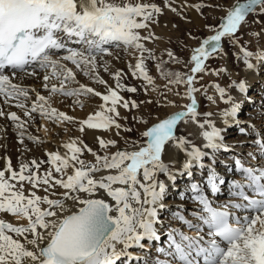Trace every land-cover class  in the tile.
<instances>
[{
	"label": "snow or ice",
	"instance_id": "1",
	"mask_svg": "<svg viewBox=\"0 0 264 264\" xmlns=\"http://www.w3.org/2000/svg\"><path fill=\"white\" fill-rule=\"evenodd\" d=\"M166 4L172 11H177L168 0ZM203 6L193 5L197 10ZM182 7L188 5L185 3ZM161 11L158 5L141 3L139 0L136 3L131 0H124L123 3L110 0H0V96L4 97L5 103L15 101L16 107L23 109L24 115L29 118L39 112L43 117L74 121V117L51 107L48 104L50 97L15 82L17 72L36 76L37 67L51 69L42 77L45 82L42 86L48 89L50 95L77 97L76 102L81 103L79 96L91 94L104 102L100 105V111L79 122L81 131L85 127L110 130L114 126L121 129L117 106L128 109L139 105L134 100H125L117 89L135 93L137 88L120 83L121 71L112 73L116 87L107 86V81L96 71L97 57L111 54L105 45L122 42L126 49L133 48L139 53L135 65H130L132 74H139L152 84L154 78L147 72L145 59L159 58L141 42L152 34L142 37L138 30L148 27L154 14ZM251 14L264 15V0H235L226 9L219 25L208 26L214 30V34L204 38L200 46L192 50L190 62L194 67L190 69L191 74L165 71L163 66L167 61L159 59L156 66L168 85H186L183 95L189 103L184 105V110L168 114L147 127L141 133L143 142L126 140L125 144H131V150L127 146L118 148L111 155H96L94 164L86 163L80 159V154L85 149L92 152V149L83 141H79L81 146H78L77 140H71L63 145L67 152L48 153L47 162L54 166L56 173L62 174L60 178L54 176L51 169L43 176L33 171L32 168H40V163L35 159L30 164L21 163L19 171L12 168L9 160L6 168L0 170V213L23 217L27 224L16 225L0 219V264H133L142 259L130 249H145V241L151 244L161 240L163 232L158 225H163L162 213L168 207L165 202L169 187L167 182L175 181L177 172L191 178L194 167H205L203 157L211 155L215 159L216 153L230 150L224 141L225 129L216 127L210 119L212 113H204L205 120L202 122L198 119L201 114L196 107L198 101L195 94L202 89L195 87L196 74L208 71L205 61L223 52V39L239 44L238 32ZM66 41H74L82 47H68ZM241 48L242 59L248 69L256 67L249 62L254 55L257 61H264V51L254 53L243 46ZM55 50H65L67 54L54 58ZM144 53H148V56L145 57ZM167 56L170 61L179 63L173 52L168 51ZM63 61H70L85 75L105 85L106 92L101 93L85 84L68 87V83L78 81L76 73ZM29 67L32 68L31 72L27 71ZM9 69L10 75L7 74ZM104 70L108 71L106 64ZM216 74L220 73L217 71ZM53 77L59 80V84L52 83L49 87L48 82ZM231 86L240 93L248 91L244 80L234 81ZM213 87L220 98L230 105L220 113L227 125L230 119L234 120L237 116L241 104L227 94L224 87L219 84ZM165 88L171 91L167 85ZM30 91L35 93L36 99L29 110L26 102L31 99ZM208 99L213 100V97L208 96ZM108 102L111 106H108ZM0 117L15 123L20 142L23 143L27 121L21 120L16 112H5L3 109H0ZM188 120L196 122L202 129L201 135L206 141L202 147L191 145L189 148V141L176 136L175 129ZM123 130L132 131L131 128ZM240 131L244 132L245 129L241 128ZM28 139L39 140L31 135ZM98 143L108 148L116 146L118 142L98 138ZM255 143L264 153V134ZM169 144L186 152L185 162L175 171L163 160ZM233 164L244 175L243 183L231 181L233 187L238 189L233 195L246 203L230 202V206L251 210L252 214L236 217L235 225L230 223L229 205H224L222 209L213 207L204 194L205 188L198 182H191V199L201 207V211L193 212V215L207 226L209 239L205 241L199 234L192 237L180 228H171L166 233L168 246L157 247L159 256L155 260L144 259V264H198L197 257H202L204 264H264V167H246L240 159L234 160ZM69 167L73 169L71 174L66 172ZM105 172L107 174H102ZM161 175L166 180L160 179ZM25 181L34 189L46 186L45 192L56 186L64 191L55 199L37 195L35 191L25 195ZM225 182L215 167L210 166L205 184L211 193L220 192V186ZM245 187L252 189L258 198L250 197ZM98 193L110 198V201L98 198ZM180 196L184 199L185 193L181 192ZM41 204L47 207L42 208ZM171 219L189 228H197L198 233L202 230L200 225H194L179 210L171 213Z\"/></svg>",
	"mask_w": 264,
	"mask_h": 264
},
{
	"label": "bare ground",
	"instance_id": "2",
	"mask_svg": "<svg viewBox=\"0 0 264 264\" xmlns=\"http://www.w3.org/2000/svg\"><path fill=\"white\" fill-rule=\"evenodd\" d=\"M132 1H134V0H131V2ZM179 2H180V0H179ZM193 16H194V19H193L194 22L198 25H202V19L199 18L196 13H193ZM165 17L166 16L164 14V19H163L164 23H161L160 27L158 26L159 28H157V29L160 30V33H164L165 38H167V36L169 38L170 35H172L171 31L169 30L170 29L169 25H171V26L173 25V20H172L171 16H167L166 18ZM163 28H164V31L162 30ZM66 43H67L68 47H74V48L82 47L80 45L75 44L74 41H66ZM123 46L124 45L122 44V42H112L109 45H105V47H110L109 51L111 54L110 55L101 54L100 56L97 57V62H105V64L107 63L106 65L108 68L111 67L110 69H108V71H109L108 78L110 79L108 81L112 82L113 84H115L116 81L113 79L112 73H115V71H116L115 69H118V70L121 69V68H118V67H120L119 62H124L122 64L123 66L120 63L121 67H126V68L128 67L129 69L132 70V67H130V65L134 66L135 63L137 62V57L139 56V55L138 56L134 55V54H136L134 50L130 51L128 54H126V52H128V51H126L125 53L123 51V55L126 54V57H125L126 61H123V58H122L123 55L120 57V59H119L120 61L118 60V58H117V60L114 59L115 56H118L119 52L117 54V51H113V49L116 50V48L117 49L123 48ZM158 46H160V45H158ZM133 52H134V54H133ZM62 53H63L62 50H55L54 58H59V57L63 56ZM115 61H116V63H115ZM117 61H119V62L117 63ZM229 62H231V61H229ZM240 62H241L240 67H239L240 69L237 67L236 70H238V72H240L242 74L244 81L247 82L248 91L245 93H240L235 88L231 89L232 94L236 98V102H239L241 104V108H240L237 116L234 118V120L230 119L228 124L226 125L224 123L223 119L221 118L220 113L222 112V110L230 107V105L215 111V110H213L214 104H212V106L210 105V110L206 109L207 112L212 113V116L210 117V119L215 122L216 127L225 129V131L223 133L224 141L226 144H228L230 146V150L226 151V152L220 151V152L216 153L215 159H213V157L211 155L203 157L202 163L205 165V167L202 169L199 168L198 166L194 167L193 168V176L191 178H189L186 174L182 175L179 172H177V179L175 181H168L167 182L169 184V187H168V194L165 197V202L168 205V207L162 213V218L164 221L163 225H158V227L162 228V232H163V234L161 236V240L158 242H152L151 244H149V242L145 241L144 242L146 245L145 249H140V248L130 249V251H132L134 253V255L142 258L140 260L134 261L133 264H144V259L155 260L159 256V254L156 252V248L159 246H164V247L168 246L166 233L171 228H174V227L180 228V229L182 228L181 231H183L188 236L195 237L199 234L200 236L204 237V240L209 239V237L207 235V232H208L207 226L203 225L202 222L199 221L197 219V217L193 215V212H200L201 207L198 205L197 202L193 201L190 197L192 194L189 191V185L191 182H198L205 188L204 194L208 196L209 200L212 202L213 207L222 209L224 205H229L227 210L231 213V215L234 219L236 217H243L246 214H249V215L252 214L251 210L239 209V208H235V207L230 206V202L232 204H234V203H246L245 201H242V199L239 196L233 195V193L238 191V189L233 187L231 181L237 180V181H241L242 183L244 182L243 173L236 170L235 166L233 164V161L236 159H240L246 167H254V168L264 167V153H262L259 150V147L255 143V140L260 139L261 135L264 134V62L258 61L256 63H253L256 67L254 69H251V70L246 67L244 61H240ZM101 64L102 63H97V65H100V67L101 66L104 67L103 64L102 65ZM231 67L232 66H229L228 70L231 72L232 76H234V75H236V72L234 71L235 69H231ZM75 68L76 67H74V69L73 68L72 69L77 74V77L79 78V80L76 79V81H78V83L76 82V84H85V85L91 87V85H88V83L84 82V80L81 77H79L81 74L78 73L75 70ZM27 71L31 72L32 68L29 67ZM36 71L38 73V75H36V76L27 75L24 72H17V75L15 77V82L18 84H21L22 86H24L26 88H29L30 90L35 89L41 95H44L45 97H50L51 100H54L52 98L55 96L59 100H56V98L54 97L56 101L53 102L54 103L53 105H55L53 107L58 108L57 106H59L60 108H58V111L65 112L67 115L74 117V121H59L56 119L43 117L40 115L39 112L33 113V119L34 120H36V119L42 120V128H41V131H36V129L32 130V132L31 131H24L25 135L23 137V141L26 144V146L28 147V149L30 151L32 150V153H28V155L33 154L38 158L41 155H46V154L48 155V153H50L51 150H53V152L58 151L61 154H63V153L68 151L67 149H65L63 147V145L67 142H70L71 140H77L78 146H81L79 144V141H83V143L87 145V141L98 142V138H103L105 140L114 139L118 142L117 145L113 149L109 150L107 155H111L112 153L116 152L118 148L123 149L126 146L129 147V149L131 150V144L126 145L125 141L126 140L127 141H134V138H131V136L129 135L130 132H126L123 129L128 128L127 127L128 122L130 120H132L135 117V115H141L142 110H138V111L134 110L132 112V107H131V109H129L130 107L128 109H125L124 107L118 105L117 110L120 113V117L118 118V122L122 125L121 129H116L114 126L110 130H104V129L93 130V129H87V127H85L84 131H81L79 122L86 119L90 114H94L96 111H100L101 110L100 105L102 103H104L102 101V99L100 97H96L94 95L88 94L89 96H91L93 98L96 97L98 99V103L95 104L96 108H92L91 112L83 114V112L81 113V112L76 110L75 105L78 104L76 102L77 97H65L62 94L50 95L49 91L42 86L45 83L43 81L42 77L46 74V72H50L51 69L43 70V69H39L37 67ZM97 72H98V74L100 73L99 70ZM130 72L131 71H129V73ZM102 73L99 74V76L103 80H105L106 78H104L105 76H102ZM7 74L10 75L11 70H8ZM121 74L123 75L122 71H121ZM108 81H107V86H110ZM48 83H49V87H50L52 83H59V80H57L55 77H53ZM73 83H75V82H73ZM76 84H72V85H76ZM97 85H99V84H97ZM100 86H101L100 88L95 87V90L99 91L101 93H105L106 92V86H104V85H100ZM74 88H75V86H74ZM32 93H34V92H32ZM32 93L30 91L31 99L26 102V108L29 110H30L32 101H35V99H36V96L32 95ZM86 96L87 95H85V98L83 97L85 100H86ZM122 97H124V96L122 95ZM124 99L128 100L125 97H124ZM79 100H80V98H79ZM93 100H91V101H93ZM63 101L68 102V103L64 102L67 104V106L64 108V110L61 109V107L63 108ZM82 101H84V100H82ZM197 101H198V103H197L196 107H197L198 112L201 114L198 117V119L202 122L205 120V116L203 114H204V111L206 112V110L200 111V106H202V98H199V100L197 99ZM108 106H111L110 102H108ZM0 109H3L5 112H16V113L20 112V110H21L20 108L16 107L15 101H12L11 103H5L4 97H2V96H0ZM87 109H88V107L86 108V110ZM181 109H183V108L181 107ZM177 111H181V110L176 109L175 107H172L169 110V114L175 113ZM21 112H24V110H21ZM167 115H165L163 118H165ZM125 117H126V119H125ZM141 119H142V117H141ZM158 119L159 118L155 119L154 122H158ZM151 125H152L151 123L146 124L144 130H146V128L150 127ZM180 127H183V130H184V135H182V136H180L181 133H180V135L177 134V130ZM178 128L175 129V134L177 137H183L187 141L190 142L187 145V147L190 148L191 145H196V146L202 147L206 143L205 139L201 135L202 129L199 127V125L196 122H193L191 120H188L187 123L181 122L178 125ZM241 128H244L245 131L241 132L240 131ZM206 130H211V129L207 128ZM2 133L3 132L0 131V134H2ZM43 133H45L46 135L44 136ZM117 133H119V134H117ZM29 135L34 136V137H38L39 140L38 141L37 140H30V139H28ZM5 136H6V134H5ZM46 136H49V138H47ZM61 137H66L65 138L66 141H63L64 139L63 138L61 139ZM46 139L49 142L46 141ZM247 143H249V145L246 146ZM23 147H24V145H23ZM203 150L204 151H210L209 149H203ZM30 151H27V152H30ZM223 155L226 156L225 160L221 159V157ZM80 158H81V154H80ZM185 159H186V152L183 149L176 148L173 144H169L167 146L165 153L163 154V160L165 161V163L170 164V167L173 171L180 169L182 167L183 163L185 162ZM7 163H8V159L6 157L0 156V168L2 170L6 168ZM86 163H93L94 164V163H96V161L87 159ZM20 164L21 163H11V166H12V168L14 167L15 169H18L20 167ZM210 166H214L215 170L221 176H223L225 178V181H226L225 184L220 186V188H221L220 192H218L216 194H212L211 190L208 189L206 187V184H205L207 174H208V170H209ZM52 167H54V166L52 165ZM69 171H73V169L71 167H69L66 170V172H69ZM102 174H107V173L105 172ZM6 175H8V173H6ZM159 178L166 180V177L163 175H161ZM228 179H229V181H228ZM62 191H64L62 188L60 190L58 189L55 192L53 199L57 198ZM181 192L185 193L184 199H182L180 196ZM97 196H98V198H106L110 201V198L104 197L99 193L97 194ZM68 203H69V205H71L70 201ZM176 210H179L182 214H184L186 216V218L191 220L194 225H200V228L202 230H200L198 233L197 228H195V227L189 228L187 225H183L182 222L175 220V219H171V213L173 211H176ZM9 218H11V217H9ZM23 219H25V218H23ZM22 220H20V221L23 222ZM24 224H27L26 219H25ZM160 258H163V257L160 256ZM118 264H119V262H118Z\"/></svg>",
	"mask_w": 264,
	"mask_h": 264
},
{
	"label": "rangeland",
	"instance_id": "3",
	"mask_svg": "<svg viewBox=\"0 0 264 264\" xmlns=\"http://www.w3.org/2000/svg\"><path fill=\"white\" fill-rule=\"evenodd\" d=\"M110 2L123 3L124 0H111ZM136 2L137 0L132 1V3H136ZM139 2L148 3V4L154 3L158 5L162 10L161 13L154 14L153 20L148 22V27L138 30L142 37L149 36V33L152 34L149 39L142 40L141 42L145 45L147 49L152 50L153 54L156 57L164 61H167V63H165L163 66L165 71L191 74L190 69L194 67V64L190 62L192 50L196 47H199L204 38L214 33V30L208 26L219 25V23L221 22V18L225 16L226 14V9L230 7L231 5H233L235 3V0H180L181 3L179 2V0H168V2L171 3L172 8L176 6L175 8L177 9V11H172L167 6L166 0H139ZM185 3L188 5V7H182V5H184ZM197 4H202L204 6L201 7L199 10H197V8L193 7V5H197ZM193 13H196L198 17L202 19V25H198L194 22ZM164 14L166 17L171 16L173 20V25L172 26L169 25V28H170L169 30L172 33V35H170L169 38L168 36L167 38H165L164 33H160V30L157 29L160 27L161 23H164L163 21ZM162 30L164 31V28ZM256 33H259L260 35H254ZM238 39H239V44H232L230 40L227 38L223 39L222 40L223 52L217 53L214 56H210L209 59L205 61L208 71L204 73L196 74L197 80L195 83V87L202 89V91L196 93L197 95L195 94L198 100L199 98H202V106H200V111L201 110L204 111L206 109L210 110V105L212 106V104H214L213 110L215 111H217L218 109H222L229 105L220 98L218 92L213 87L214 84H219L221 87H224L226 89L227 94L231 95L236 101V98L232 94V91H231V89L233 88L231 85H232V82L234 81L239 82L241 80H244L242 74L238 72V70H236L237 67L238 68L240 67V63H241L240 61H243L241 46H243L244 48L248 50L253 51L254 53L259 52V51H264V15H256V14L249 15L247 17V23L243 24L241 29L238 32ZM123 48H118V49L116 48V50L113 49V51H117V54L119 52L118 56H115L114 59L117 60L118 58L119 60L120 57L123 55V51L124 53L128 51L126 52V54H128L130 51L134 50L136 54H134V52L133 54L135 56L139 55V53L133 48L126 49V47L124 46ZM62 51H63L62 53L63 56L67 54L65 50H62ZM168 51H171L174 53V55L179 59V63H174L169 60V57L167 56ZM126 54L122 56L123 61H126L125 59ZM144 55L145 57H147L148 53H144ZM159 59L158 60L145 59V65L147 68V72L151 77L154 78L152 84H149L146 80L143 79V77L139 76V74L134 76L132 74L133 68L131 70L128 67L127 68L121 67V65L124 62H119L120 60L117 61V63L119 62V66H120L118 68H121V69L120 70L115 69L116 70L115 72L117 71L123 72V75L121 74L120 83L126 86L136 87L137 92L131 93V92L125 91L124 89H117V91L119 92L121 96L123 95L129 101L134 100L139 105V107L137 108H132V112L134 110L135 111L142 110V114L135 115V117L132 120H130L127 125L128 128L132 129L129 135L131 136V138H134V141L143 142L141 133L144 131L146 124L156 123L154 121L157 118L163 119L165 115L169 114V110L172 107H175L176 109H179V110H184V105L189 103L188 98L183 95L186 90V85L184 84L168 85L167 79H165L161 75L160 69H158L156 66L159 63ZM249 62L251 63L258 62L256 61L255 55L249 58ZM63 63H65L67 67L69 68L74 69L75 67V65H73L70 61H63ZM97 63H102L103 66L105 65V62H97ZM229 66L233 67V68L231 67V69H235L234 71L236 72V75L232 76L231 72L228 70ZM110 68L111 67H109L108 69ZM75 70L81 74L79 77H81L84 80V82L88 83V85H91L92 88L95 89V87L97 88L101 87L100 86L101 84L97 83L94 79L90 78L88 75H85L84 72L81 71V69L75 68ZM98 70L100 71L99 74L103 72L102 76H105L104 78H106L105 79L106 81L110 80L108 78L109 71H105L104 67L102 66L100 67V65L97 66L96 71ZM128 70L131 71L130 73L132 75L129 73ZM217 71L220 73L219 75L216 74ZM200 77H202V79ZM76 79L79 80V78L77 77V74H76ZM108 83L110 84L111 87L113 88L116 87V82L115 84H113L112 82L108 81ZM56 84H59V83H56ZM72 84H76V82L75 83L70 82L68 83L67 86L73 87V88L74 86L78 87V84H76L77 86L72 85ZM166 85L171 88V91H166V88H165ZM176 93H180V95H177ZM32 95L35 96V93H32ZM81 96H79L81 103H78L75 105L77 111L81 113L83 112V114H86L88 112H91L92 108H96L95 104L98 103V99L96 97L93 98L87 95L86 100H85L84 99L85 95L84 96L81 95ZM208 96H212L213 100H209ZM54 97L52 98L54 100H51L50 98L48 100V104L51 107L55 106L53 105L54 101L59 100L56 97H55L56 98L55 100ZM81 99L84 101H82ZM169 101H171L172 103H169ZM64 102L68 103L67 101H63V108L61 107V109L63 110L67 106V104ZM57 107L60 108L59 106ZM87 107L88 109L86 110ZM181 107L183 109H181ZM58 108L56 109L58 110ZM129 109H131V106ZM21 110L17 114L21 117V120L27 121V123L25 124L24 131L32 132V130L34 129H36V131H41L42 120H37V119L34 120L33 117L29 118L28 116H25L24 112H21ZM204 113H209V112H207L206 110V112L204 111ZM143 121H147V123H144ZM15 126H16L15 123L11 121L10 119L6 117H0V131L3 132L2 134H0V156L6 157L8 161L9 160L11 161V163H29L30 164V162L35 159L38 163H40V168L38 170H36L35 168H32L33 171H38V174L40 176H43L46 171L51 169L53 170V175L56 176L57 178H60L62 174L56 173L54 171V167H52V165L47 162L48 161L47 154L41 155L38 158L33 154L28 155V153H32V150L30 151L28 149L24 141L23 143L20 142V137H18L19 135L17 132V128ZM177 134L180 136L184 135L183 127L178 128ZM43 135L45 136L46 134L43 133ZM46 137L49 138V136H46ZM62 138L64 139L63 141H66L65 139L66 137H61V139ZM46 141L48 140L46 139ZM87 145H88V148L92 149V152H89L87 151V149H85L84 152L81 154L80 159H83L85 162L87 159L96 161V155L104 156L108 154L109 150L115 147V146H109L108 148H103L100 146L98 142H89V141H87ZM247 145H249V143H247L246 146ZM27 151H30V152H27ZM51 152H53V150H51ZM225 157L226 156L223 155L221 159L225 160ZM13 169L16 171H19V168L15 169L13 167ZM0 170L2 169L0 168ZM71 173L72 171L67 172V174H71ZM19 186H20L19 183H17V188H19ZM44 187L46 186L41 185L39 188L34 189L32 185L29 184L27 181L23 182V189H24L25 195H28L30 191H35L37 195H40V196L47 195L49 196V198H53L54 196L53 193H55L58 189L59 190L61 189L59 186H56L55 188H49V190L45 192ZM46 206L47 205L45 204H41L42 208ZM21 218L22 217H16L9 213H0V219H4L5 221L11 222L16 225L25 223V219L22 218L23 219L22 220ZM20 220H22L23 222H21Z\"/></svg>",
	"mask_w": 264,
	"mask_h": 264
}]
</instances>
